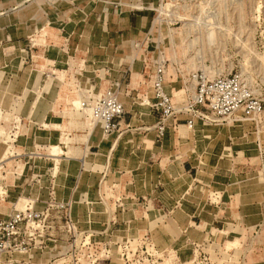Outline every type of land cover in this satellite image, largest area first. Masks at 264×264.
<instances>
[{
    "label": "rangeland",
    "instance_id": "obj_1",
    "mask_svg": "<svg viewBox=\"0 0 264 264\" xmlns=\"http://www.w3.org/2000/svg\"><path fill=\"white\" fill-rule=\"evenodd\" d=\"M158 64L178 110L193 76L228 74L264 109V0H24L0 10V264H58L52 243L77 241L82 264H264V111L170 126L167 135L196 137L191 160L171 163L179 179L169 174L168 184L192 182L179 174L183 163L222 171L190 190L210 198L206 216L150 203L106 155L96 158L93 145L112 134L82 101L119 83L132 116ZM18 213L21 233L9 243L2 227ZM23 240L32 242L27 255Z\"/></svg>",
    "mask_w": 264,
    "mask_h": 264
},
{
    "label": "built area",
    "instance_id": "obj_2",
    "mask_svg": "<svg viewBox=\"0 0 264 264\" xmlns=\"http://www.w3.org/2000/svg\"><path fill=\"white\" fill-rule=\"evenodd\" d=\"M193 78L196 84L187 108L185 111L178 110L173 103L172 95L165 88L164 67L158 64L156 74L151 79V95L143 99V106H147L156 118L152 126L146 127L147 131H154L156 142L165 139L170 126L179 127L181 122L189 128H193L197 120L204 126H219L229 122L250 120L260 116L264 111L261 100L243 85L237 74L219 75L213 78L195 75ZM115 85L116 88L106 89L102 93L95 89L93 95L84 99L81 104L83 110L89 111L90 118L100 124L108 135L119 130L120 120L125 114L120 94L116 91L119 83ZM181 114L187 117L181 118ZM21 221V214H14L5 227H2V233L7 232L9 243L12 237L17 239V235L21 233L19 228ZM83 245L81 241L71 245L66 242L52 243L56 256H60L63 260L58 264H67L65 258L70 255L76 257V264H82ZM21 246H24V250L20 252L23 255L32 251L31 241L23 240ZM29 262L32 261L21 258L16 261L9 260L4 264H29Z\"/></svg>",
    "mask_w": 264,
    "mask_h": 264
},
{
    "label": "crops",
    "instance_id": "obj_3",
    "mask_svg": "<svg viewBox=\"0 0 264 264\" xmlns=\"http://www.w3.org/2000/svg\"><path fill=\"white\" fill-rule=\"evenodd\" d=\"M21 1L24 0H1L0 10L7 9ZM113 30L119 31V29ZM150 86L144 95H151ZM125 87L126 85L123 88L125 89ZM129 88L131 89L134 87L129 85L128 89ZM133 94H135V92H133ZM120 100L126 112V104L123 97L120 96ZM130 113L132 116L129 115L127 118L126 113L124 114L120 120L119 130L110 135L106 143L99 142L93 145V147L99 149L98 153L95 155L98 156L96 158L100 159L101 156L106 155L108 159H110L112 167L118 171V179H122L127 188L132 189L130 190L131 192H137L135 188H140L142 190V196L148 198L150 203H161V205H163L162 207L169 211L175 208V211L178 212L176 214H179V216L188 214L193 216H206L209 211L215 210V208L209 204L210 198L191 194L190 190L198 187L199 183L209 185L206 179L222 173L221 170L214 168L211 172H208V169L200 168L198 164H191L190 162L186 164L183 163L179 168V174H181L180 176L182 178L183 176L187 178L189 175L192 177L195 175L192 182L186 185H179L178 182L175 181V185H172L168 184L166 181L169 174V179H179V175L173 173L170 165L177 158L184 160V158L188 156L191 160L193 156L192 151H194L195 147L193 146L195 143L193 139L196 136H194L193 133H189L184 137L180 133L176 135H167L163 141L156 142L154 131L146 130V127L152 126L156 122V118L150 112L149 108L141 105ZM198 124L201 123L197 120L194 127L198 126ZM182 126L188 127L184 123L179 127ZM53 150L54 154L55 151L59 153L58 148H53ZM150 163L156 166L150 165ZM157 167H160V169L154 172L153 169ZM161 186L165 188L163 193L160 192ZM244 196L247 197L245 194ZM192 202L196 204L192 206Z\"/></svg>",
    "mask_w": 264,
    "mask_h": 264
},
{
    "label": "bare ground",
    "instance_id": "obj_4",
    "mask_svg": "<svg viewBox=\"0 0 264 264\" xmlns=\"http://www.w3.org/2000/svg\"><path fill=\"white\" fill-rule=\"evenodd\" d=\"M193 89H194V87H193Z\"/></svg>",
    "mask_w": 264,
    "mask_h": 264
}]
</instances>
